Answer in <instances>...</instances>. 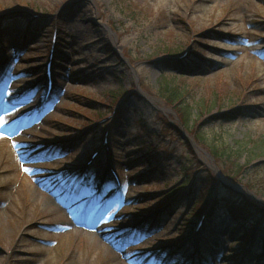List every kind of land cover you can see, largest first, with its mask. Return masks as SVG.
Wrapping results in <instances>:
<instances>
[{
  "label": "rangeland",
  "instance_id": "obj_1",
  "mask_svg": "<svg viewBox=\"0 0 264 264\" xmlns=\"http://www.w3.org/2000/svg\"><path fill=\"white\" fill-rule=\"evenodd\" d=\"M0 116V264L257 259L194 228L208 177L264 217V0H0Z\"/></svg>",
  "mask_w": 264,
  "mask_h": 264
},
{
  "label": "trees",
  "instance_id": "obj_2",
  "mask_svg": "<svg viewBox=\"0 0 264 264\" xmlns=\"http://www.w3.org/2000/svg\"><path fill=\"white\" fill-rule=\"evenodd\" d=\"M179 115L181 121H186V116L183 112H180ZM181 115H183V118H181ZM261 145L264 150V142L261 143ZM209 149L213 155L218 156L219 153L217 147L212 146L211 148L209 147ZM242 168V166L239 167V171ZM208 179L209 182L206 183V189L202 194V196L205 197V201L203 200L204 202H202L203 205L201 209H203V207L205 208V205H207V203L209 202L211 194L213 192V179H211L210 177H208ZM218 204H221L223 207H225L228 213H230V217L233 219V223L235 225L233 226V231L234 235L239 238L238 244L242 247L240 249H243L246 245H249L253 239L254 241L256 240V229L254 227V224L259 221L256 211H261V208L255 204L253 205V199H251L247 194L239 192L235 193L233 192V190L231 191L230 189H226L224 195L215 197L211 202V204L209 205L210 212H212V210L216 208ZM262 243L263 244L260 255L259 257H257L258 259H256L253 264H262L260 258L264 257V240L262 241Z\"/></svg>",
  "mask_w": 264,
  "mask_h": 264
},
{
  "label": "snow or ice",
  "instance_id": "obj_3",
  "mask_svg": "<svg viewBox=\"0 0 264 264\" xmlns=\"http://www.w3.org/2000/svg\"><path fill=\"white\" fill-rule=\"evenodd\" d=\"M4 122V117L0 116V124H2Z\"/></svg>",
  "mask_w": 264,
  "mask_h": 264
},
{
  "label": "bare ground",
  "instance_id": "obj_4",
  "mask_svg": "<svg viewBox=\"0 0 264 264\" xmlns=\"http://www.w3.org/2000/svg\"><path fill=\"white\" fill-rule=\"evenodd\" d=\"M54 208V207H53ZM55 209V208H54ZM57 210H59L58 208H56V210L55 211H57Z\"/></svg>",
  "mask_w": 264,
  "mask_h": 264
}]
</instances>
